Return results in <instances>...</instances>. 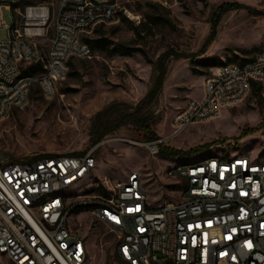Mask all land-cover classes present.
I'll return each mask as SVG.
<instances>
[{
	"label": "built area",
	"instance_id": "built-area-1",
	"mask_svg": "<svg viewBox=\"0 0 264 264\" xmlns=\"http://www.w3.org/2000/svg\"><path fill=\"white\" fill-rule=\"evenodd\" d=\"M121 1L0 0L14 17L13 24L0 18V118L23 109L36 82L52 96L70 61L93 54L83 36L115 19ZM36 62L43 71L27 74ZM253 84L264 96V53L214 67L202 98L176 112L167 137L145 146L158 154L189 126L242 102ZM103 143L80 155L0 160L1 256L11 264H94L71 225L74 210L89 208L117 236L113 264H264V156L220 151L172 161L169 172L184 183L180 200L153 206L138 172L102 194L98 182L92 193L74 191L95 172Z\"/></svg>",
	"mask_w": 264,
	"mask_h": 264
},
{
	"label": "rangeland",
	"instance_id": "rangeland-1",
	"mask_svg": "<svg viewBox=\"0 0 264 264\" xmlns=\"http://www.w3.org/2000/svg\"><path fill=\"white\" fill-rule=\"evenodd\" d=\"M47 1L58 4V0ZM225 4L240 7L219 18L217 13ZM263 12L264 0L121 1L116 18L103 23L102 31L114 45L142 48L146 58L138 52L96 51L89 58L72 60L52 96H45L39 83H34L28 104L0 118V160L80 155L104 141L95 151V172L75 192L92 193L98 182L102 194L138 172L150 204L179 201L184 183L169 172L173 162L151 154L143 132L129 124L93 143L96 116L103 112L105 119L116 120L138 107L155 83L157 65L164 61L162 90L143 112L151 116L152 131L167 137L176 112L189 100L201 99L204 77L214 67L230 58L240 62L235 56L252 59L264 53ZM0 18L14 23L13 11L4 5ZM217 18L216 36L206 44ZM134 28H139L140 35ZM1 36L5 38V32ZM86 36H96L94 29ZM164 54L169 56L164 58ZM164 146L186 152L203 148L189 157L191 162L220 151L264 156V96L250 92L242 102L222 109L209 121L189 126ZM71 225L85 237L94 264H113L117 236L108 226L97 224L87 210L73 213ZM0 264L11 263L0 255Z\"/></svg>",
	"mask_w": 264,
	"mask_h": 264
},
{
	"label": "trees",
	"instance_id": "trees-1",
	"mask_svg": "<svg viewBox=\"0 0 264 264\" xmlns=\"http://www.w3.org/2000/svg\"><path fill=\"white\" fill-rule=\"evenodd\" d=\"M43 1V0H42ZM235 7L240 6H234V4H225L223 5L219 12L217 13V16L220 18V16L225 13L228 10H231ZM249 9V7H248ZM264 15V12H263ZM219 18L215 19L212 25L211 33L209 37L207 38L206 44H209L216 36V27L218 25ZM167 23H170V20H166ZM102 24L100 23L97 26H95L94 33L96 36H86V34L83 36V39L87 42L89 47L91 48L92 52L101 51L106 52L110 55H132L134 52L140 53L144 58H146L145 51L142 48H124L123 45H114L113 42H111L103 33L102 31ZM134 31L137 35H140L139 28H134ZM248 53V51H247ZM169 56L168 54H164V58H167ZM237 60H239V63H245L248 61H251L252 59L248 58H240L238 56H235ZM233 59H228L227 61L223 62L222 64L231 63L233 62ZM72 60L69 64H71ZM160 64L157 65V76L155 79V83L152 87V89L149 91L147 96L143 99L141 104L136 107L133 111L128 112L122 116H120L116 120H110L109 118H104V113L99 112L96 116V119L93 123L92 129H91V138L92 142L96 143L101 141L106 135L112 133L113 131L117 130L119 127L125 124L132 125L136 130L143 132V138L146 141H151L154 139L159 138L155 132L152 131L150 128V119L151 116L148 114H145L143 111L145 108L148 107L152 103V101L160 94L163 83L166 76V65L164 61H160ZM43 71L42 64L40 62L29 64L25 70L27 74L35 75L39 74ZM251 93L253 95L261 96L259 92V88L256 84L252 85ZM203 148H196L193 150H190L188 152L182 151V150H174L168 147H165L164 144L160 146L159 154L162 158L168 159L171 162L172 161H179V160H186L189 159V157L193 154L199 153L203 151ZM49 156H57V155H49ZM83 210H89V208H78L74 210V213L83 211Z\"/></svg>",
	"mask_w": 264,
	"mask_h": 264
},
{
	"label": "crops",
	"instance_id": "crops-1",
	"mask_svg": "<svg viewBox=\"0 0 264 264\" xmlns=\"http://www.w3.org/2000/svg\"><path fill=\"white\" fill-rule=\"evenodd\" d=\"M203 96V95H202ZM202 98V97H201Z\"/></svg>",
	"mask_w": 264,
	"mask_h": 264
}]
</instances>
